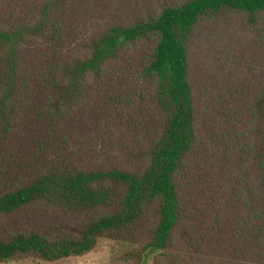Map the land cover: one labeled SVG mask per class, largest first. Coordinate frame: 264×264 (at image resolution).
Segmentation results:
<instances>
[{"label":"trees","instance_id":"1","mask_svg":"<svg viewBox=\"0 0 264 264\" xmlns=\"http://www.w3.org/2000/svg\"><path fill=\"white\" fill-rule=\"evenodd\" d=\"M100 239L264 264V0H0V264Z\"/></svg>","mask_w":264,"mask_h":264},{"label":"rangeland","instance_id":"2","mask_svg":"<svg viewBox=\"0 0 264 264\" xmlns=\"http://www.w3.org/2000/svg\"><path fill=\"white\" fill-rule=\"evenodd\" d=\"M113 250L114 245L111 241L100 239L91 252L82 256L69 257L56 262H44L29 257L2 264H117L120 252H113Z\"/></svg>","mask_w":264,"mask_h":264}]
</instances>
